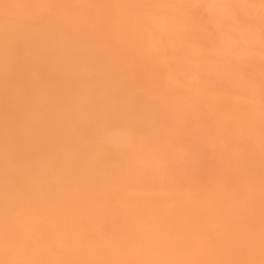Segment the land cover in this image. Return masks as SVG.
<instances>
[{"label":"bare ground","instance_id":"1","mask_svg":"<svg viewBox=\"0 0 264 264\" xmlns=\"http://www.w3.org/2000/svg\"><path fill=\"white\" fill-rule=\"evenodd\" d=\"M0 264H264V0H0Z\"/></svg>","mask_w":264,"mask_h":264}]
</instances>
